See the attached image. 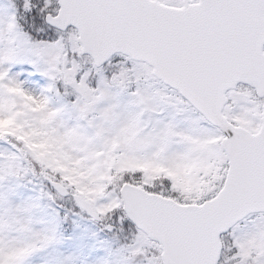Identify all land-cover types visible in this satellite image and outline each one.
<instances>
[{
  "label": "snow or ice",
  "instance_id": "obj_1",
  "mask_svg": "<svg viewBox=\"0 0 264 264\" xmlns=\"http://www.w3.org/2000/svg\"><path fill=\"white\" fill-rule=\"evenodd\" d=\"M0 264H264V0H0Z\"/></svg>",
  "mask_w": 264,
  "mask_h": 264
}]
</instances>
